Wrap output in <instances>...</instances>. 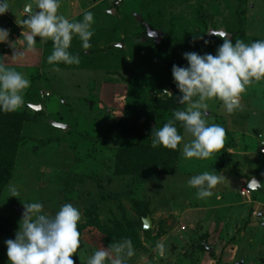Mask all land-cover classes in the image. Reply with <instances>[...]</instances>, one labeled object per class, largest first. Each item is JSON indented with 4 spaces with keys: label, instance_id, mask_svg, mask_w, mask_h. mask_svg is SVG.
Instances as JSON below:
<instances>
[{
    "label": "rangeland",
    "instance_id": "374dc122",
    "mask_svg": "<svg viewBox=\"0 0 264 264\" xmlns=\"http://www.w3.org/2000/svg\"><path fill=\"white\" fill-rule=\"evenodd\" d=\"M116 2L62 0L59 11L70 21L81 20L84 11L94 14L92 48L85 53L74 37L69 49L79 54V65L60 64V71H53L54 66L47 63L53 49L50 40L23 60L9 63L31 81L25 106L17 112L36 120L22 124L23 142L0 197V217L10 221L9 232L0 236V264H8L5 241L15 238L23 204L35 201L42 202L51 215L64 203L80 209L78 227L83 228H78L81 249L72 257L75 264H86L96 248L118 241L107 232L116 223L127 222L138 239L129 264H264V186L241 195L251 179L264 184L260 152L264 148V80L248 87L241 109L232 114L221 102H208L209 123L226 130L224 147L212 158L185 159L181 145L175 174L145 177L116 175L115 161L128 143L117 124L134 110L128 108L125 95L141 89L147 96L161 98L163 90H151L157 80L172 92L175 83L164 71L173 57L169 46L180 48L176 59L186 67L185 53L215 55L223 43L219 36L207 34L210 30L245 43L264 39V0H121L119 6ZM24 3L11 0L12 11L0 16V27L10 30L11 41L23 30ZM139 17L165 32L170 45L160 46L147 36V40L137 38L145 33ZM36 40L39 43L40 38ZM12 55L8 44H0V56ZM30 105L41 109L34 111ZM78 122L81 127H76ZM52 123L72 128L67 132ZM90 128L101 140L87 148L88 141L78 131L86 133ZM143 142L151 146V137ZM212 170L225 178L214 189L221 199H198L187 181ZM67 173L84 175L70 193L64 187ZM9 185L19 188V196H11ZM91 210L98 226L90 222ZM147 218L150 228L145 230ZM158 242L167 247L163 259L154 251Z\"/></svg>",
    "mask_w": 264,
    "mask_h": 264
},
{
    "label": "clouds",
    "instance_id": "9594fccd",
    "mask_svg": "<svg viewBox=\"0 0 264 264\" xmlns=\"http://www.w3.org/2000/svg\"><path fill=\"white\" fill-rule=\"evenodd\" d=\"M61 4L62 0H25L24 18L20 23L23 30L16 41L9 39V29L0 27V44H8L13 50L10 58L0 56V112L13 113L23 108L25 90L31 86L30 79L10 67V62L23 60L28 53H35L39 44L50 40L53 49L47 63L54 66L53 71H60V64L79 65L81 62L79 54L69 51L74 37H78L85 53L92 48L94 14L84 11L81 20L70 21L60 13ZM10 10L11 0H0V16ZM207 34L219 36L223 43L215 55L188 52L183 55L186 67L172 66V78L180 93L175 101L185 107L174 110L172 118L160 128L155 127L150 135L153 148L177 150L182 145V155L188 160L210 159L224 147L226 130L219 124L209 123L208 102L219 101L224 110L232 114L241 109V97L248 87L264 80V39L251 43L236 39L233 43L225 32L210 30ZM162 94L173 98L168 89ZM224 180L212 170L193 175L187 183L195 189L198 199L206 201L215 196L219 200L221 196L214 189ZM252 183L264 186L254 180ZM9 191L12 197L20 194L15 185H9ZM23 208L15 238L5 241L8 264H75L72 257L81 249L80 209L64 203L51 215L39 201L26 202ZM154 251L161 259L165 258L166 244L158 242ZM135 255L132 240L122 238L107 247L96 248L86 264H129Z\"/></svg>",
    "mask_w": 264,
    "mask_h": 264
},
{
    "label": "trees",
    "instance_id": "16d2710c",
    "mask_svg": "<svg viewBox=\"0 0 264 264\" xmlns=\"http://www.w3.org/2000/svg\"><path fill=\"white\" fill-rule=\"evenodd\" d=\"M119 6V5H118ZM118 11V7L116 9ZM148 23L145 17H142L141 27L143 28L144 34L137 36V38L146 37V24ZM149 24V23H148ZM145 25V26H144ZM152 30H157L155 26L148 25ZM233 43H235L236 38H231ZM162 45H170L167 34L162 31L161 42L157 43ZM173 50L169 46L168 50L170 55L172 54L171 63L167 64L164 68L165 73L172 77L171 69L173 65L183 66L177 58V54L180 51L179 47H175ZM144 77V76H143ZM141 77V78H143ZM152 89H158L159 91H164L166 85L158 80L154 85H151ZM172 96L173 98H168L163 95L161 98H156L154 96L145 95L143 90H138L136 92L130 91L125 95L128 108H134L132 112H128L124 116L117 126L121 129L123 138L128 140V143L124 145V148L120 149L116 154V175L118 176H162V175H173L177 171L179 157L178 149L169 150L162 147L153 148L150 145L143 144V140H148L151 137V131L156 127L160 128L164 123L172 118L173 111L179 108L185 107L184 105H179L176 103L175 98L179 97L176 85L171 84ZM147 98L144 100V98ZM35 117H30L23 112H13L5 113L0 112V197L4 187L7 185L11 179V170L13 167V159L18 150L19 145L23 142L20 136V131L22 124L25 121H35ZM81 122V121H80ZM78 122L76 127H81L80 124L83 122ZM85 124V123H84ZM67 132L71 130V126L67 125ZM179 128V125H178ZM78 129V128H77ZM81 129V128H80ZM91 129V130H90ZM85 130L86 133L78 131L80 138H86L88 141L87 148L89 144L100 142L101 138H96L93 128ZM180 131V129H179ZM105 143V140L103 141ZM84 175L67 173L65 176L64 187L65 191L70 193L73 191L75 185L82 182ZM95 211V210H93ZM94 212H88L90 222L93 225L98 226L96 217H94ZM145 213H140L144 216ZM83 228V227H78ZM10 229V221L3 217H0V236L7 234ZM146 234L149 232L145 231ZM111 237L116 238V240H121L122 238H130L133 243L138 240L136 238V232L134 227L130 222L124 224V226L116 223V225L107 232ZM203 240V239H202ZM205 246L202 245V249Z\"/></svg>",
    "mask_w": 264,
    "mask_h": 264
},
{
    "label": "water",
    "instance_id": "95a60500",
    "mask_svg": "<svg viewBox=\"0 0 264 264\" xmlns=\"http://www.w3.org/2000/svg\"><path fill=\"white\" fill-rule=\"evenodd\" d=\"M115 13V11L113 10L112 14ZM138 21L141 23L142 19L139 17L138 18ZM146 31H147V36L148 37H151L155 40L156 43H159L161 42V39H162V32L161 31H157V30H152L148 25H146ZM231 38V37H230ZM31 109H33L34 111H39L41 109L40 106H32L30 105ZM53 126L57 127V128H61V129H64L66 130L68 128L67 125H64V124H60V123H52ZM256 181L257 183H259L256 179H251L250 182L248 183L247 185V188L250 190V191H257L260 186H256L254 183H252V181ZM143 225H144V229L147 230L150 228V220L147 218L143 221Z\"/></svg>",
    "mask_w": 264,
    "mask_h": 264
},
{
    "label": "built area",
    "instance_id": "2783aa9c",
    "mask_svg": "<svg viewBox=\"0 0 264 264\" xmlns=\"http://www.w3.org/2000/svg\"><path fill=\"white\" fill-rule=\"evenodd\" d=\"M120 2H121V0H117V2L115 4L118 5V4H120ZM260 152H261V154H264V148H262L260 150ZM249 194H250V190L249 189H246V190L242 191V193H241L242 196H247Z\"/></svg>",
    "mask_w": 264,
    "mask_h": 264
},
{
    "label": "crops",
    "instance_id": "0c3cea01",
    "mask_svg": "<svg viewBox=\"0 0 264 264\" xmlns=\"http://www.w3.org/2000/svg\"><path fill=\"white\" fill-rule=\"evenodd\" d=\"M113 12V10H111ZM111 13V12H110ZM260 183V182H259ZM261 184V183H260ZM261 187V186H260Z\"/></svg>",
    "mask_w": 264,
    "mask_h": 264
},
{
    "label": "flooded vegetation",
    "instance_id": "af4514ba",
    "mask_svg": "<svg viewBox=\"0 0 264 264\" xmlns=\"http://www.w3.org/2000/svg\"><path fill=\"white\" fill-rule=\"evenodd\" d=\"M145 26V25H144ZM146 36H147V31H146ZM148 37V36H147Z\"/></svg>",
    "mask_w": 264,
    "mask_h": 264
}]
</instances>
